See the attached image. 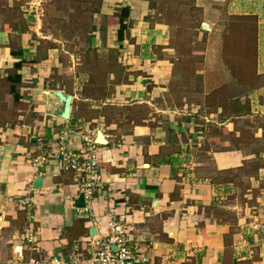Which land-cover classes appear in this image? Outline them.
<instances>
[{"label":"crops","instance_id":"1","mask_svg":"<svg viewBox=\"0 0 264 264\" xmlns=\"http://www.w3.org/2000/svg\"><path fill=\"white\" fill-rule=\"evenodd\" d=\"M150 2L99 1L100 31L90 36L95 46L104 41L95 53L108 68L97 84L82 66L88 61L65 68L54 44L44 46L38 17L0 0V264L18 261L16 251L25 264H67L86 255L91 239L108 238L109 223L146 264H264V0H252L253 62L222 64L208 80L215 65L195 72L211 93L201 81L193 107L171 103L179 74L165 45L169 27L152 22ZM124 7L119 42L116 14ZM71 72L75 83L67 85L61 77ZM13 74L16 99L7 80ZM54 91L72 98L68 120L57 116ZM60 133L69 151L85 138L97 149L99 181L82 209L73 173L57 159L40 161ZM28 226L35 242L25 246Z\"/></svg>","mask_w":264,"mask_h":264},{"label":"rangeland","instance_id":"2","mask_svg":"<svg viewBox=\"0 0 264 264\" xmlns=\"http://www.w3.org/2000/svg\"><path fill=\"white\" fill-rule=\"evenodd\" d=\"M99 1L13 0L12 6L14 9L21 6L22 10H28L30 15L38 17L36 27L44 37L43 40L46 42L44 46L54 44L53 46L61 52L60 59L65 68L74 63L82 64L83 61H88L82 66L87 68L88 72H85L88 77L98 84L104 81L108 68L102 54L101 57L95 53L96 49H102L104 41L101 40L103 43L100 42L99 47L95 46L91 43L90 36L92 20ZM150 1L154 9L152 22L164 23L169 27V38L165 45L174 51L173 64L176 70L174 73L179 74L175 77L177 81L170 83L169 86L172 104L177 106L185 99L186 103L192 105L188 107H193L200 102L198 100L203 96L201 81L205 78L200 79L195 72L201 70L202 74V70H206L207 66L215 65L214 71L210 70L212 73L206 70L208 80L216 76L222 64L232 68L230 66L242 63L250 65L253 62L255 39L250 36L254 27L250 17L253 11L252 0ZM241 2H245V5ZM243 13L247 15L243 16ZM202 24H206L208 30H204ZM242 26L246 29L242 30ZM89 47L94 49H90L89 54H84V49ZM111 62L107 61L108 64ZM78 70L79 68L75 69L74 74H77ZM72 72L62 74L61 78L67 85L75 83ZM207 88L210 94L209 82ZM246 183H242V189L247 188ZM235 198L238 199V204L243 205L241 196ZM233 200L231 199L229 203H234Z\"/></svg>","mask_w":264,"mask_h":264},{"label":"built area","instance_id":"3","mask_svg":"<svg viewBox=\"0 0 264 264\" xmlns=\"http://www.w3.org/2000/svg\"><path fill=\"white\" fill-rule=\"evenodd\" d=\"M67 138V133H60L57 138V145L47 151L40 161L46 158L57 159L64 170L73 173L77 192L82 194L84 202H88L94 187L98 185L99 181L97 149L91 140L85 138L82 147L78 151H69L67 149ZM37 162L35 161V163ZM20 204L27 210L31 207L28 198L21 200ZM109 229L111 235L108 238L105 240L91 239L87 245L86 255H72L69 257L67 264H146V260L141 255L131 250L125 236L119 229H115L113 223H109ZM22 240L25 246L35 242L31 226L24 230ZM113 246L116 248L115 251L112 250ZM16 253L18 261H10L6 264H25L20 260L21 254L18 255V251ZM54 262L55 264H62L57 260H54ZM30 263L48 264L45 259L40 262L30 261Z\"/></svg>","mask_w":264,"mask_h":264},{"label":"water","instance_id":"4","mask_svg":"<svg viewBox=\"0 0 264 264\" xmlns=\"http://www.w3.org/2000/svg\"><path fill=\"white\" fill-rule=\"evenodd\" d=\"M202 28L204 30H208V26L206 24H202ZM52 95L55 97V98H58V100L62 103V109H61V112L60 113H57V116L63 120H68L69 117H70V108H71V101H72V98L70 95H67L65 93H63L62 91H54L52 92ZM99 137H98V142L99 143H103L104 140L102 138V134L99 133L98 134ZM33 188L35 190H39L41 188V177H38L34 183H33ZM75 206L77 208H84V201H83V196L82 194L79 195V197L75 200ZM93 232V231H92ZM93 234V233H92ZM112 250L115 251L116 248L115 246L112 247Z\"/></svg>","mask_w":264,"mask_h":264},{"label":"trees","instance_id":"5","mask_svg":"<svg viewBox=\"0 0 264 264\" xmlns=\"http://www.w3.org/2000/svg\"><path fill=\"white\" fill-rule=\"evenodd\" d=\"M128 8L124 7V8H121L118 13L116 14V17L118 18L119 20V29H118V39H119V42L122 41V33L123 31H125L127 29V25L124 24V21L126 20V18L128 17ZM95 13L98 14V10L95 11ZM100 31V29L97 28V23H96V20H92V24H91V28H90V32L91 33H94V32H98ZM20 68V64L19 65H15L14 66V70L17 71L18 69ZM8 82H9V92L10 94L12 95V97L14 99H16L17 97V94L15 92V87H16V84L19 82L20 80V77L18 74H13L11 76H9L7 78Z\"/></svg>","mask_w":264,"mask_h":264}]
</instances>
